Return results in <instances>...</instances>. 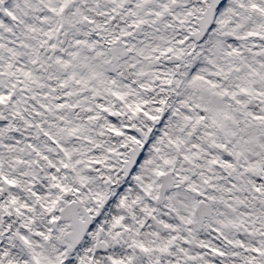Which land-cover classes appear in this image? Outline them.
I'll list each match as a JSON object with an SVG mask.
<instances>
[{
    "label": "snow or ice",
    "instance_id": "6c2138e0",
    "mask_svg": "<svg viewBox=\"0 0 264 264\" xmlns=\"http://www.w3.org/2000/svg\"><path fill=\"white\" fill-rule=\"evenodd\" d=\"M0 264H264V0H0Z\"/></svg>",
    "mask_w": 264,
    "mask_h": 264
}]
</instances>
